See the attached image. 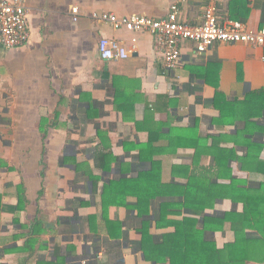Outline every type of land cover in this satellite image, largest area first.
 <instances>
[{
  "label": "crops",
  "instance_id": "crops-1",
  "mask_svg": "<svg viewBox=\"0 0 264 264\" xmlns=\"http://www.w3.org/2000/svg\"><path fill=\"white\" fill-rule=\"evenodd\" d=\"M19 1L30 40L0 43V264H169L158 247L187 219L201 245L234 243L240 222L214 218L264 199V46L187 42L168 72L153 36L91 14L160 20L177 4L198 24L208 0ZM218 6L264 27V0ZM103 37L130 57L102 60Z\"/></svg>",
  "mask_w": 264,
  "mask_h": 264
},
{
  "label": "built area",
  "instance_id": "built-area-1",
  "mask_svg": "<svg viewBox=\"0 0 264 264\" xmlns=\"http://www.w3.org/2000/svg\"><path fill=\"white\" fill-rule=\"evenodd\" d=\"M221 0H208L203 20L190 24L181 19L177 4L170 7L164 19H153L141 15L118 16L105 12L91 14L93 21L110 26L116 31L148 33L157 42L159 54L168 72L181 64L182 46L192 43L199 54L207 53L216 44H247L264 46V27L260 31L248 29L241 21H220L218 5ZM73 20H80V11L72 9ZM29 10L19 0H0V43L7 49L25 46L30 40ZM135 48V46H134ZM104 61L126 60L128 51L119 41L103 37L98 44Z\"/></svg>",
  "mask_w": 264,
  "mask_h": 264
},
{
  "label": "trees",
  "instance_id": "trees-1",
  "mask_svg": "<svg viewBox=\"0 0 264 264\" xmlns=\"http://www.w3.org/2000/svg\"><path fill=\"white\" fill-rule=\"evenodd\" d=\"M257 94L258 100L262 101L264 106V91ZM220 97L221 95H218V98ZM260 200L264 199L248 200L246 213L242 215L229 214L225 218H214V222L219 225H225L230 220L233 223L240 222V225L234 228L236 241L223 250H218L216 246L204 241L201 245L199 233L188 231L189 228L194 229L198 222L187 219L186 225H182V230H178L174 237L169 238L162 247H158L157 253L166 256L165 260H169V264H264V211L257 206ZM247 230L258 236L252 237Z\"/></svg>",
  "mask_w": 264,
  "mask_h": 264
}]
</instances>
